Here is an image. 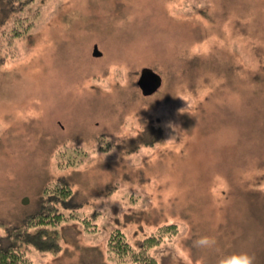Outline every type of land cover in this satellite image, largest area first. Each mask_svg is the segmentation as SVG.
<instances>
[{"label":"rangeland","instance_id":"obj_1","mask_svg":"<svg viewBox=\"0 0 264 264\" xmlns=\"http://www.w3.org/2000/svg\"><path fill=\"white\" fill-rule=\"evenodd\" d=\"M58 182L62 250L25 264H134L116 231L157 264H264V0H0V237Z\"/></svg>","mask_w":264,"mask_h":264},{"label":"trees","instance_id":"obj_2","mask_svg":"<svg viewBox=\"0 0 264 264\" xmlns=\"http://www.w3.org/2000/svg\"><path fill=\"white\" fill-rule=\"evenodd\" d=\"M44 193L46 198L42 200L40 210L27 216L18 226L7 229L6 235L0 237V264H25L26 253L32 248L51 254L62 250L57 228L67 218L59 206L68 207L66 204L72 196V190L66 183L58 182L54 187H47ZM158 241L156 236L149 237L139 246V252L130 254L131 246L125 241L122 232L116 231L109 246L112 252L120 256L130 255L134 264H157L155 258L147 253V248Z\"/></svg>","mask_w":264,"mask_h":264},{"label":"clouds","instance_id":"obj_3","mask_svg":"<svg viewBox=\"0 0 264 264\" xmlns=\"http://www.w3.org/2000/svg\"><path fill=\"white\" fill-rule=\"evenodd\" d=\"M216 240L209 236H201L194 241V246L200 249H211ZM216 264H254V257L245 251H232L218 256Z\"/></svg>","mask_w":264,"mask_h":264},{"label":"water","instance_id":"obj_4","mask_svg":"<svg viewBox=\"0 0 264 264\" xmlns=\"http://www.w3.org/2000/svg\"><path fill=\"white\" fill-rule=\"evenodd\" d=\"M93 55L101 56L98 47H94ZM138 86L144 96H150L162 86V77L151 68H143L138 79Z\"/></svg>","mask_w":264,"mask_h":264},{"label":"flooded vegetation","instance_id":"obj_5","mask_svg":"<svg viewBox=\"0 0 264 264\" xmlns=\"http://www.w3.org/2000/svg\"><path fill=\"white\" fill-rule=\"evenodd\" d=\"M96 46V45H95ZM102 56V55H101Z\"/></svg>","mask_w":264,"mask_h":264}]
</instances>
